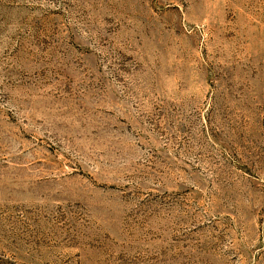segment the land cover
Listing matches in <instances>:
<instances>
[{
	"label": "rangeland",
	"instance_id": "1",
	"mask_svg": "<svg viewBox=\"0 0 264 264\" xmlns=\"http://www.w3.org/2000/svg\"><path fill=\"white\" fill-rule=\"evenodd\" d=\"M0 264H264V0H0Z\"/></svg>",
	"mask_w": 264,
	"mask_h": 264
}]
</instances>
